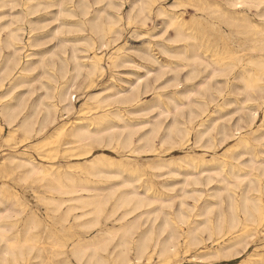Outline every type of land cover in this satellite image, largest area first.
<instances>
[{
	"label": "bare ground",
	"instance_id": "1",
	"mask_svg": "<svg viewBox=\"0 0 264 264\" xmlns=\"http://www.w3.org/2000/svg\"><path fill=\"white\" fill-rule=\"evenodd\" d=\"M163 1L0 0V8L8 6L12 16L1 25L7 32L4 38H0V86L4 80L9 82L0 99L6 96L15 100L0 102V116L11 127L9 135L19 130L27 139L57 122L56 131L68 137L64 142L67 146L63 151L65 159L61 163V174L48 170L42 160L33 158L26 148L9 150L2 162L25 169L24 179L50 181L46 184L50 192L68 195L67 199L61 200L52 195L44 196L47 204L53 206L52 212H58L65 201L70 202L59 217L61 221L66 222L76 209L90 208L74 216L92 214L93 218L82 225L86 229L96 226L98 233L87 239L78 237L69 249L70 255L84 264H132L146 255L149 257L153 251L164 264L169 263V258L178 254L181 236L178 227L189 220L194 207L187 209L189 204L185 205V198L191 197L197 202L202 194V189L195 187L198 185L205 186L206 190L201 206L194 210V216L182 235L184 248L197 246L205 239H212L217 246L205 247L194 253L191 259L232 261L248 248L247 238L259 226H264V107L260 124L256 128L252 126L259 118V103L264 105V0H197L193 6L201 11L197 20L209 21L215 29L212 34L217 39L213 45L215 50L209 54L207 46L211 40L199 38L183 27V11L178 8L185 1L172 0L166 6ZM126 2L127 22L138 21L141 26H146L152 21L153 26L144 33L150 37L159 34L161 38L156 42L157 51L152 48L151 40H146L143 48L137 50L140 61L124 51V44L104 52L119 36L117 23L124 17L120 9ZM16 6L20 8L12 11ZM50 7H55V11H48ZM154 18H160L161 23H154ZM51 19L56 20L57 25L52 27L50 35L61 42L59 64L53 60L54 49L43 47L48 32L39 31L46 26L42 22ZM21 22L28 26L27 43L23 42L25 27ZM169 27L171 32H167ZM132 31L143 33L136 29ZM165 33L168 34L163 37ZM67 43L70 44L69 50ZM26 46L38 48L30 49L22 59L21 53L27 50ZM3 48L7 49L5 53ZM35 55L36 60L32 58ZM45 55L50 57L49 64ZM103 58L107 60L106 65ZM125 64L143 68L144 72L131 71L136 75L134 81L117 76L126 84L123 86L116 84L113 72ZM38 67L37 77L31 78ZM106 70L110 72V82L86 92L76 109L73 93L77 89L91 88L94 85L92 76ZM181 71H185L182 75L184 82L180 80ZM164 74H168L167 78L156 84ZM45 75L49 79L44 80ZM200 76L197 84L191 82ZM35 79L43 92L32 102L31 108L24 111L23 94L15 97L13 93L23 84L28 86V94L33 93ZM168 87L173 89L156 92L151 103H139L142 93ZM109 88L113 91L103 94ZM238 93L243 94L241 99ZM221 97L222 102L213 105ZM230 103L235 108L222 115L225 105ZM92 108L96 111L87 115ZM155 109L157 113H153L152 120L135 121L129 116ZM71 113L79 115L70 120ZM38 114L41 117L34 126ZM233 114L236 117L231 121ZM225 115L228 119L221 121ZM141 123H149V128L140 133L142 136L134 143L132 136L138 128L135 126ZM160 131L162 134L158 135ZM191 132L196 146H202L200 141L206 136L211 158H195L185 152L177 158H159L150 164L154 168H169L167 172L182 176L178 181L181 188L180 193H176L179 205L175 218L164 213L161 221L155 223L158 208L152 206L170 200L162 195L148 194L149 183L141 186L145 192L142 195L141 188L139 190L134 184L140 175L132 173L137 166L131 161L137 162L141 153L153 154L159 148L166 151L182 149L190 141ZM157 137L158 146L154 141ZM229 139H234V144L218 153L217 149ZM99 146L116 150L119 157L115 160L101 152L90 158L93 148ZM72 168L85 171L97 183H103L107 178H119L120 181L104 194V187L96 186L85 176L73 174L69 171ZM120 187L125 189L117 193ZM111 199V209L105 212ZM19 205V202L7 198L0 186V264L9 261L19 264V259L34 248L37 249L34 256L37 262L31 264H70L68 258L47 263L40 259L43 247L36 245L37 240L32 234L39 228L35 215L26 219L22 239L10 237L8 232L15 229L17 219L10 218L18 215ZM120 208L123 211L116 215ZM103 215L118 224L102 225L100 217ZM143 215L152 218L140 228ZM48 237L52 245H60L58 237ZM110 243L112 246L108 250ZM130 251L133 258L129 257ZM101 252L108 254L104 256ZM52 253L56 256L65 252L53 250ZM251 257L256 258L254 264H264V254L258 251L249 254L248 260L240 264L250 263Z\"/></svg>",
	"mask_w": 264,
	"mask_h": 264
},
{
	"label": "rangeland",
	"instance_id": "2",
	"mask_svg": "<svg viewBox=\"0 0 264 264\" xmlns=\"http://www.w3.org/2000/svg\"><path fill=\"white\" fill-rule=\"evenodd\" d=\"M172 0H164L163 3L164 5H168ZM185 3L183 6H180L178 8L179 11H183V18H184V29L187 32L195 33L199 38H208L210 39V43H208V48L209 51L207 52L212 53L215 50V47L213 45L216 43V38L212 36L214 33L215 29L209 24V21H201L197 20L200 17L201 11L196 10L194 5H196L198 2L197 0H184ZM219 2H224V0H219ZM126 6V7H125ZM20 6H16L13 8L12 11L19 9ZM128 8V3H124L120 9L123 14V19L117 23L118 28H120V33L119 36H117V40L111 44L110 47L106 48L104 52L111 51V47L116 48L117 46L124 44L125 46V52L127 54H130L136 61H140V59L137 56V50L142 49L146 40H151V45L154 50H158L156 46V42L159 41L161 38L159 34L150 37L148 34H145L144 31L146 29H151L153 26L152 21H148L146 26H141L138 21H133L131 23L127 22L126 19V10ZM55 7H50L47 10L48 11H55ZM9 8L8 6L0 8V38H4L5 34L7 32L6 29L1 28V25L8 20L11 15H9ZM5 12V13H3ZM3 13V14H2ZM42 13V12H41ZM39 13V14H41ZM51 16L50 14H48ZM190 21V22H189ZM43 25L46 24V26L39 31L41 32H48L45 33V37L43 39L44 44L43 47L47 49H54V56L53 60L56 62V64H59L58 57H61V42L57 37H53L50 35V31L57 25L56 20H48L45 22H42ZM154 23H161L160 18H154ZM21 24L24 25V29L22 31V37H23V42L27 43L28 39V26L27 23L21 22ZM190 24V26H189ZM160 25V24H159ZM158 25V26H159ZM201 26V27H200ZM53 27V28H52ZM134 27V28H132ZM189 27V28H188ZM224 27V25H223ZM188 28V29H187ZM140 30L143 33H133L132 30ZM25 30V31H24ZM130 30V31H129ZM171 28L169 27L167 29V32H171ZM156 32L158 31V28L155 30ZM123 32V34H122ZM24 33V34H23ZM138 34V35H137ZM141 34V35H140ZM168 33L163 34V37H165ZM206 34V35H205ZM132 35V36H131ZM202 41V40H201ZM70 44H66V48L69 50ZM38 48V46H36ZM35 46L29 47L26 46L27 50L23 51L21 53V58L25 59V53L29 52L30 49H36ZM4 53L7 51L6 48H3ZM211 51V52H210ZM106 57V56H105ZM34 60L37 59V56L32 57ZM49 55H45V59L47 60V63H50ZM164 58V57H163ZM103 61L105 62L104 64L106 65V58H103ZM147 64V62H146ZM131 71H136L137 73H143L144 69L143 68H137L134 65L131 64H125L123 66H120L116 69L115 72H113V75L116 76L114 78V81L116 84L120 85H126L124 82L119 81L118 77L123 78V79H130L134 81L136 75L135 73H132ZM40 72L39 67L36 68L35 71L32 72V77L35 78L37 77V73ZM117 72V73H116ZM128 74H127V73ZM184 72L181 71V77L180 80L181 82H184ZM110 72L106 70L105 73L100 74V75H94L92 76L93 81V86L91 88L87 89H77L73 95H75V99L73 101L74 106L76 109L80 107V104L85 98V94H87L90 90H93L94 88L99 89L100 86L107 84L110 82L109 78ZM134 75V76H133ZM166 76V77H165ZM168 74H164L162 78H160L158 81H156V84H159L162 82L164 79H166ZM134 77V78H133ZM202 76L199 78L193 79L191 82L194 84H197ZM48 75L44 76V80H47ZM151 79V77H150ZM9 85L8 80H4L3 84L0 86V95L5 92ZM184 83H182V86ZM33 86H34V92L31 94H28L27 88L28 86L26 84H23L19 87H17L13 93V96L20 95L21 93L23 94V98L25 100V105L26 108L24 111H28L31 106L32 102L43 92V89H40L38 87V81L36 79L33 81ZM181 87V85H179ZM173 87H168V88H163V89H156V90H150L148 92L142 93L139 97V103L141 104H149L151 101L155 98L156 92L163 93L166 90H171ZM113 89L109 88L105 91L104 93L112 92ZM87 92V93H86ZM238 97L241 99L243 97V94L238 93ZM7 101H15L14 99H10V97H3L0 99V102L4 103ZM149 101V102H148ZM222 102V97L220 99L215 100L213 102V105H217ZM262 107L264 105H261V102L259 103V118L256 119V122L252 124L254 128L257 127V125L260 124L261 117H262ZM224 111L221 112V114H226V111L228 110H233L235 108L234 104H227L225 105ZM93 111H96L95 108H92L87 115L92 114ZM157 110H150L147 112L143 113H132L129 114L132 119H150L152 120L153 113ZM127 115V112H125ZM66 114H64L65 116ZM76 113H71L69 114L68 118L70 120L75 119ZM218 116V114H216ZM40 114L34 119L35 124L34 126H37L38 120L40 119ZM163 117V116H162ZM228 115H225L222 117L221 121L227 120ZM236 117L235 114L232 115L231 121ZM164 118V117H163ZM61 121V118L58 120V122ZM164 124V122L162 123ZM0 186L3 187V192L4 195L7 196V198L11 199L12 201L19 202L20 205L17 207L18 210V215L16 217H11L10 220L17 218L15 222V229L11 230L8 232L10 237L16 236L18 239L23 238V228L25 221L28 217L31 215H35L36 220L38 221L39 228L35 231L32 232L33 235H35V239L37 240L36 245L42 246L43 249L40 252V259L44 261V263H47L51 260H56V261H61L63 258H68L70 261V264H84L83 262L75 260L69 253V249L71 248V245L73 242H75L78 237H82L83 239L91 238L95 234L98 233V227H94L91 229H86L83 227L82 224H85V222L90 221L93 217L92 214H86L83 216H80L76 218L74 215L80 214L81 211L90 209L84 208L83 210L81 209H76L74 210L68 217V220L66 222H63L60 220V215L63 213L64 210L67 209L68 204L70 203L69 201H65L58 212H52L53 206L47 204V199L44 196L52 195L55 199L61 200V198L67 199L69 196L68 195H61L55 191L50 192L46 188V184H49L50 181L43 180V181H35L32 180L31 178L24 179V174H25V169L23 168H13V166L9 165L7 162H2L3 156L10 150L12 151L13 149H18L21 150L22 148H26L27 151L30 153V155L33 158H36L37 160H42L44 165L47 167L48 170L54 172V173H59L61 174V163L64 162L65 159V152L64 148L67 146L64 144L65 141L68 140V137L64 134L58 133L56 131V127L58 125L57 122L48 125L44 130L39 132L38 134L32 135L31 137L24 139L22 136V133L17 130L14 133L9 135V130H11V127L8 126L3 119L0 116ZM137 129L134 132L132 136V141L134 143H137V140L142 136L141 134L146 131L149 128V123H141L139 125L135 126ZM145 129V130H143ZM141 133V134H140ZM161 131L158 133V135H161ZM190 141H188L187 145L183 147L182 149L176 148L175 150H163V148H159V151L156 153H141L137 158V162H132L133 164H136L137 167H135V171L132 172L133 174L140 175L138 180L134 182V184L139 186V190L141 188L142 195H145V192L143 188L141 187L142 185L149 183L150 188L147 191L148 194L150 195H162L164 197H167L169 203H162L159 204L157 203L156 205L152 207H157V219L155 223H159L161 219L164 216V213H167L171 218H175V210L178 208L179 205V198L178 194L180 193V188L181 185L178 183L179 180H181L182 176L181 175H174L173 173L167 172L169 171V168L162 167V168H154L151 167L150 164H152L154 161L158 160L159 158L161 159H174L177 158L180 155H183L185 152H189L193 157L195 158H200L203 157L205 159L211 158V150L207 148L206 146L208 143H206V136L202 138L200 143L202 146H196L193 144V138H194V133L191 132L189 135ZM192 138V139H191ZM230 140V141H229ZM227 142H225L222 147L220 146L219 149H217L218 153H221L225 148L230 147L231 145L234 144L235 140L234 139H229ZM155 144L158 146V137L155 138ZM199 143V144H200ZM27 146V147H26ZM193 148V149H192ZM93 154L89 156L90 158L97 155L98 153H105L108 156L112 157L113 159H117L118 152L114 149L106 148V147H94L93 148ZM146 154V155H145ZM43 155V157H41ZM145 155V156H144ZM142 156V157H140ZM88 157V158H89ZM85 159H79V161H84ZM62 161V162H61ZM76 161V160H73ZM199 159L196 160L197 164H199ZM173 167V165H172ZM70 172H72L75 175H82L90 180H94V177L87 174L85 171H81L78 169H69ZM130 173V172H126ZM24 179V180H23ZM116 179V180H115ZM120 181L119 178H107L104 179L103 183H97V182H91L95 184L96 186L99 187H104L105 189L102 190V192L105 194L109 192V187L112 188V186L116 185ZM117 182V183H116ZM177 182V183H175ZM180 182V181H179ZM106 185V186H105ZM109 185V186H108ZM196 188L202 189V194L201 198L195 202L191 197H186L185 198V205L186 203L189 205H186L187 209H190L189 206L193 207V210L190 212L191 217L189 220H187L186 223L181 224L178 229L181 234L179 238V248H178V254L177 257H171L169 258L167 264H240V262H244L247 259L248 255L253 253V252H261L264 254V226H259L257 228V231L251 236L247 238V241L249 242L248 248L246 251L241 253L242 255H239L236 257L234 260L229 261L228 260H209V259H196L193 260L191 259V256L206 248L210 247H216L217 243L212 241V239H205L206 234L203 233L202 237L203 242L199 245H190L188 248H184V242L182 235L185 233L186 228L189 225L190 220L194 216V210L199 208L202 204V200L204 198L205 190L206 187L203 185H198L195 186ZM110 188V189H111ZM125 188L120 187L117 191L120 192ZM116 193V194H117ZM178 193V194H176ZM172 196V197H171ZM57 201V200H56ZM113 203V199L109 200L105 207V212L109 211L111 209ZM123 211V208H120L117 210L116 215L120 214ZM136 213V212H134ZM134 215V214H131ZM129 215L128 218L131 217ZM152 217L150 216L149 218H145V215L142 216V219L140 220V228H144L150 221ZM111 219V218H110ZM110 219H105V216L100 217V221L102 225H105L106 227L108 226H115L118 224V222L111 221ZM40 222V223H39ZM52 231V232H51ZM55 236H54V235ZM52 235L54 238L59 240L60 245H52L51 244V238L48 236ZM255 241V242H254ZM261 242V243H260ZM62 244V245H61ZM256 245V246H255ZM112 243L108 245V250L111 248ZM249 249V250H248ZM251 249V250H250ZM24 250H26L24 246ZM53 250H58L59 252L64 251L65 253L61 254L59 253L58 255H53L52 251ZM249 252V253H248ZM104 256H107V252H101ZM37 254V249L34 248L33 250L30 251L29 254L25 255L22 259H19V264H31V263H36L37 259L34 258V256ZM129 257L133 258V253L132 251L129 252ZM252 259V260H251ZM251 262L247 264H254L256 258L251 257L250 258ZM132 262V261H131ZM7 264H13V262L9 261ZM132 264H164L163 259L161 257H158V255L153 251L150 253V256L148 257H142L139 261H133Z\"/></svg>",
	"mask_w": 264,
	"mask_h": 264
}]
</instances>
